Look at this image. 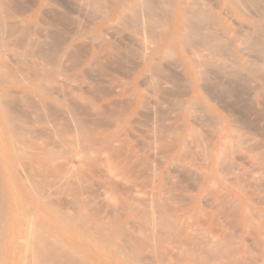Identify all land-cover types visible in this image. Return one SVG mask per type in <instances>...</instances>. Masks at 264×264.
I'll return each instance as SVG.
<instances>
[{"label": "bare ground", "instance_id": "1", "mask_svg": "<svg viewBox=\"0 0 264 264\" xmlns=\"http://www.w3.org/2000/svg\"><path fill=\"white\" fill-rule=\"evenodd\" d=\"M20 1L22 0H0V34L8 35V33L14 27L17 28V26H23L24 28V26L26 27L27 24H32V23H33V26L35 27L34 29L35 31L36 27L38 26L42 28L39 24H37V21H40V23H45L47 25H51L50 23L52 22V24L55 23L54 25L57 26L59 25L58 23H60L61 20L63 23L65 22L63 21V19L67 21L65 17L69 16V14L71 13L79 14L85 17V19L90 16L89 15L90 13H93L92 16L94 17L95 20L91 19L90 21V17H91L90 16L88 20L89 23L87 22V24L83 26V28L80 26L81 24L79 25L76 24L73 27H71L72 29H66L68 30L67 32H69L70 30V34L68 35L67 39H65L64 37V39L66 40V43L64 44V46L62 47L60 51L56 52L57 53L56 55H54L55 54L54 50H53L54 51L53 53L49 50L51 48L49 47V44H48L49 48L47 47L48 49L45 47L47 46V43H49L48 41H51V38H49L48 41L45 39L47 43L43 44L42 46V41L44 39L41 41V43L39 42L41 38H43L42 35L41 37H34L33 39H32V36L29 35L31 38L30 39L28 38V40L31 41L32 39L29 45L32 47L33 50L39 47H42L39 49V51L38 50L33 51L35 53L37 52L38 55L37 54L35 55L34 53V56L35 58L38 56L37 57L38 59L37 61H34L36 59L33 58L34 60L32 61L36 63L38 62L39 58L41 60L49 59L52 63L55 62L54 66H56V68L50 65L49 60L46 61L47 62V65L45 64L46 66H43L45 62L43 63V65H38V63L32 64L31 63L32 61H30L29 63L32 64L31 66L26 67L25 65H22L23 64L22 62L21 64L22 67H18L20 64L18 65L16 63H20L21 61L16 62L15 61L16 57H14L15 55L8 54L10 51L7 52L5 50L7 54L3 52V50L6 48L5 44L7 42L4 44V42L2 41L3 36H2V39H0V144H1V147L2 146L5 147L4 151H1V147H0V264H142V262H140L142 260H139V254L140 252H142L144 248H147L148 251L149 249L152 250V254L154 252H156L155 254L157 253L161 254L162 257L164 258L165 256L163 255L165 254V252L166 254L168 252L166 250V247L167 248L169 247L168 244H169V241H171L170 239H174L172 237H175V235L178 236L181 233V235L188 238L189 234L186 233L185 229H187V220L191 218L193 214V213H190L191 210H193V212L194 210L195 211H205L206 210L205 208L207 209L210 208L209 209L210 211L208 212L206 216H208V218L210 219L213 218L211 221L213 220L222 221L220 220L221 218L220 210H222L221 206L224 205V204L221 205L222 199H225L223 198V194H225L226 191H229L231 189V186L233 185V183L235 184L236 179L235 177L233 179H231V177L230 179H228V174L227 176H225L223 170H220L221 169L220 166H222V165H219L221 162L220 154L224 146H226L228 143L229 145H231L230 142L235 141L234 136H235V133H237L238 131L235 130L234 128L235 126L234 124H232L235 120L232 118L234 120L233 121L231 118H228L227 116H223L224 114H222L216 106H211V107L208 106V109H204V107H201L200 104H198V106H200L203 109L201 110L200 108L201 112H197L198 109L197 110L195 109L196 112L191 111L193 109V107L191 106L192 104L196 102V100H199L202 92L205 93L206 96L210 94L208 93L209 90H208V87H206L207 84L205 83L206 82L205 79L208 80V77L205 78L206 75L208 76L211 75L213 79H216L217 81L221 80L223 82L222 84H221V81L220 83L219 82L214 83L216 84L214 85L216 86V88L215 87L214 88L217 91L219 90L217 89L218 88L217 86L221 87L222 85H224L225 81H226L225 83L227 84V81L229 82L232 79L235 80L238 77V76L237 77L235 76L236 72L238 71L235 70L236 71L235 72V71L230 70V69L233 70V68H228V69L229 71H231V74L235 73L234 78L233 77L229 78L230 76L227 75L226 73L223 75H217L216 73L222 74L224 67H226V65L230 67L229 64H226L225 66H220V64L217 62H220V60H222L221 58L225 59V56L227 57L229 55V53L225 51H227L228 46H234V42L236 39H234L232 32L236 30L239 25L243 27L241 29L243 33L241 31L240 32L244 35H247L246 36L247 39L249 40L251 39L250 40L251 42L248 40L250 45L254 43H258V44L262 43L263 48H264V0H32V2L31 0L30 1L28 0L29 2H31L30 4L31 6L28 4L27 1L26 2L24 1L25 3L24 2L20 3ZM26 3H27V6L24 5ZM109 3H110V8L108 10L107 7H109L108 5ZM16 4L17 6H19L20 4H23L28 11L30 10V12H28V15L24 14L25 13L24 11L26 10L24 9L25 7L23 8V6L20 5L19 7L23 8L24 11L22 10L23 13L21 12L22 13L21 16L16 17L15 15L17 13L16 10L20 9L16 7V10H14L16 11V13L12 11V9L16 6ZM54 5L59 7L58 9L60 10V12L55 8ZM101 10H103V15L100 14L99 16H97L98 13H100L99 11ZM87 15L89 16L87 17ZM75 16L72 15V18H75ZM77 16L76 18L79 19L78 21H81L82 19L79 18L81 16L79 17ZM70 18L71 16L69 17V19ZM58 20L60 21L57 23ZM83 21H84L83 23L85 24V20ZM63 23H61L60 26ZM236 25L238 26L235 29H233L234 26ZM60 26H58L59 31L62 34L64 33L66 34L67 33L66 30L65 32L61 31L62 26L61 27ZM64 26L65 28H69L63 24V30L65 29ZM28 28H29L28 31H32L31 30L32 28H30V26ZM6 29L10 31L7 30L8 31L7 33L5 31ZM3 30L6 33H1V31L3 32ZM52 31L53 30L51 29L50 33H52ZM14 32H15L14 34H16L19 32V30L18 32L16 31ZM240 32H237L236 34L239 35ZM23 33H25V30L23 31ZM26 33H29V32L26 31ZM57 33H58V29H57ZM53 34L52 36L55 37L56 39L62 38V35L61 37L57 38L56 37L57 35L55 36V34L54 35ZM20 35H23V36H20ZM20 35H18L19 38L25 37V35L22 33H20ZM52 36H49V37H52ZM240 36L244 37L241 34ZM18 37L16 35V39ZM25 38H22V42H24ZM16 39H14L15 45L17 44ZM64 39L62 38V42H64ZM11 40H9V42ZM240 40L242 39L240 38ZM17 41L19 42V39ZM239 42H240V45H239L240 47L242 45V42L244 41L242 42L239 41ZM245 42H247V40ZM249 44H246V46L247 45L249 46ZM258 44H255V45L257 46ZM15 45L13 44V46L16 48L17 46ZM26 46H28L27 43H26ZM259 46L260 45H258V47ZM59 47L60 45L59 46L56 45L55 48H59ZM9 48H6V49H9ZM17 48H20V47H17ZM242 48H240L239 51L238 49L235 50V61L231 60L233 61L231 63L235 64L236 69L237 68H239V70L244 69V70H248L250 74L254 73V74H257L258 76L260 75L262 84L260 83L259 86L257 84L256 86L258 87H253L255 85V82H252L254 84L252 86L250 82L251 79L247 77L248 80H250L249 81L250 83L248 82L250 86L249 88L251 87L254 88V89L252 88L253 91L251 92L253 93V96L251 97L252 101H250L249 99L248 100L252 104V106L250 107L256 108V110L252 108V112L253 110L257 112V109L264 110V101H262L261 99L262 97H264L263 95L264 93L262 94L263 96L260 94L264 90V57H262L261 59L259 58L264 55L260 53L258 56L259 59L254 58V56L257 57L256 55L258 54L261 47L257 49L254 47L255 50L253 52L255 53L256 50L258 51L256 52L257 53L256 55L255 54L252 55L249 53V52L252 53V51H250L251 49L249 50L245 47L247 50H249L246 52V50H244L245 48L244 49ZM42 49L46 50L47 52L49 51L48 55L49 53H51L50 54L51 56L49 55L51 58H49L48 56L45 57L44 55L45 53L47 54V52L42 53L43 51ZM18 50L14 49L15 52H17ZM27 51L28 50L26 49L25 53L23 52L24 58L27 57V56L25 57V54ZM260 52H263L262 48ZM71 53H75V54L77 53L78 55L82 54L83 57H81L80 60H77V63L78 61L79 63L82 61L86 67L91 66L94 63L97 64V62H100V61H101L100 62L101 65H103L105 62H112V64L109 63L110 67L112 68H113V65L115 64L119 65V66L115 65V70L113 68V70L116 71L117 67L122 68V66H126V65H127L126 68L128 69L129 65H128V62L126 64L125 61L127 60L125 59H128V58L131 59V60L128 59V61H130L131 63L132 58H133L134 62H132L133 64L129 63L132 66V68L130 66L131 68V69L129 68L130 70L125 71V72L121 70L123 74L122 73L120 74V78H115L114 80L107 82L109 83L110 88H109V92L106 94H103V91L106 88H104L103 86L102 88H104V90L99 88L101 86V83L99 81L97 82L98 77L94 78L93 80H95L97 83H100V86L97 87L99 88L98 91L99 90H103V91H100L102 92V94L100 93L101 95L100 97L97 98L96 96L99 93L95 95L96 96L95 98L97 99H95L96 100L95 103L91 105L88 104L89 101L87 97L89 96L93 97L92 94L94 92L89 93L88 89L87 90L85 89L89 94H86L87 92L84 91L85 95L82 96L83 95L82 93L81 95V94H78V91H76V89L79 90L82 87V85L80 84L81 86L80 85L75 86L76 89L74 90L77 92L76 95H78L82 99L86 97L85 102L86 100L88 101L87 106H90L89 110L91 111L94 110V112L100 110V112H102L101 109L108 110L112 108V110L115 111L116 117L114 119V123H113V120L112 121L106 120L107 124L108 122L109 124L110 122L113 123L111 124L112 126L108 125L111 128L110 127L100 128L103 124L106 123L105 122L106 117L104 118V121H103L104 123L102 124L98 123L101 126L93 130H92V127L99 126V125H95L97 124L95 123L96 121L95 122L93 121L94 123L93 122L91 123V124H94V126H91V130L89 129L90 125L88 126L86 125L87 122L90 123L89 119L87 121V119L85 120L80 115L82 119L86 121L85 123L83 120L79 118V115H78V118L74 117L75 120L73 121L72 120L73 116L74 115L77 116V112L84 109L82 108V103H81L82 101H84V99L83 100L81 99L79 101L80 102L79 105H78V102L76 103L78 106L75 103L74 104L75 106H77L78 109L81 104L80 108L82 109L78 110L76 108L78 111L75 109L76 114L74 113L75 112L74 111L73 116L71 115L72 119L70 118V116H68L70 119H67V120H69V123L73 125L71 128V125H69L67 121L66 124H68V127L70 126L68 128L69 133L65 135L64 137H61L59 140H56L58 142L59 148L58 149L56 147L54 148V146L53 148H48L49 146L48 141H51L49 140L50 138L49 136H48L49 138L46 136L47 137L46 139H48L47 141L45 140L46 142H44V139H42V142H44L45 144H48L47 146L41 145L43 143L41 142L40 137H39L40 138L39 140L34 139V137L35 138L37 137L38 139V136H39L38 134L42 130V127L41 129L38 128L39 129L38 132L36 130V134L38 136H34L35 130H33L34 131L33 133L29 129H23V128L17 129L18 127L16 126H15L16 128H14V124L17 122V119L18 120L20 119L19 114L21 115L23 114V113L18 112L19 110L17 106H19V104L17 103H19V99L21 97L23 98L24 96L25 97L29 96L30 98V96H32L31 97L32 101H34V99L37 98V100L40 103L41 102L44 104L46 103L45 104V107H46L50 102L56 103L58 101V99L56 98L57 95L60 97L64 96L63 94H61L62 96L60 94H57L56 96L54 95L58 91L62 93L63 90L65 89H63V86L59 84L58 81H54V79H52L51 77L52 75H50L49 70L52 67L54 71L51 68L52 69V71L50 70L51 74L52 72L55 73V69H57L58 71L60 70L58 69L60 65L61 67L59 68H61V70L65 68L67 69L68 65L67 66L65 65V68H62L64 66L63 63L66 61L70 62V60L72 62L74 61L76 62L75 59L78 56L77 54H76L77 56L73 54V57L75 56L76 58L74 59L69 58L70 60H65L67 59V57L70 56ZM39 54H41L42 55L41 57H44V58L39 57L40 56ZM52 54L55 57H53ZM22 55H20L21 56L20 58L23 57ZM80 56L81 55H79L78 58H80ZM28 57L31 58V56L29 55V52H28ZM231 57L232 56H230V59ZM120 61L122 62L124 61L123 62L124 65L122 63L119 64L118 62ZM68 62L67 64H70ZM26 63H28L27 59H25L24 64ZM48 63H49L50 68L47 67ZM216 63L217 65H219L218 66L219 68L223 67L222 71L220 70V72H218L219 71L218 67L216 68L214 67ZM39 64H42V62ZM121 64L122 66H120ZM73 65L75 67L76 64H73ZM109 65H108V68H109ZM212 65H213V68L211 69L212 70L214 69L213 72H211V69H210V66ZM24 66L27 68L28 71H21L25 69L23 68ZM232 67H234V65H232ZM71 68L72 67H70V69ZM100 68L102 69L101 66ZM66 69L65 71H67ZM97 69H98V73H97L98 76L104 75L103 77L106 78L105 77L106 75L103 74L102 72L99 74V70H100L99 67L93 70L96 71ZM106 69L107 67H105L104 73H106ZM109 69L111 72L112 71L111 68ZM109 69L107 70V72L109 71ZM216 69H217V72H216ZM228 69L226 68L225 70H228ZM117 70L120 71L119 68ZM110 72L108 73L109 74L108 76L113 79L112 77L113 75L110 76L111 75ZM240 72L242 71L240 70ZM59 73L60 71L58 72L59 79H61L60 76L66 79L69 76L68 75L66 77L67 74L65 75L64 74L65 72H62V75H60ZM95 73L93 74L94 76H95ZM85 75L90 77L92 75V71L91 70L89 72L87 71ZM241 77H243V75H241ZM58 78L56 80H59ZM76 78L78 79L79 77L76 76ZM51 79L53 80V84L55 82L56 85L54 84L49 87L48 86L50 85L49 83L47 87L44 82L48 83L50 82ZM169 79H172V80L181 79L183 83L182 85H184L183 87L185 89L183 90L184 93H181L180 91H179L180 94L178 93V96L181 95L180 96L181 102L179 105L181 108L179 109V112H178L179 114H176L177 117L173 116L174 114L173 115L171 114L173 112L172 110H175L176 108L175 109L171 108V111H170L171 106L170 107L168 106L169 105L168 97L169 96L171 97V95L174 93L171 91L172 89L175 92L177 91L175 89L179 83L175 84L176 85L175 87V85L173 84L174 81L171 82L175 88L171 87L172 89H170L168 85V83L170 82ZM62 80H65V79H61V81ZM78 80H75V81H78ZM99 80L102 81V79H99ZM108 80L109 79H107L106 81ZM202 80L203 81L205 80V82H203ZM72 81L70 82V85ZM75 81H73V86L76 83ZM79 81L76 84H78ZM95 81H92L93 84L91 83V86L95 85L94 84ZM235 81L237 82V80ZM235 81H231V82L234 83ZM89 82H91V80ZM231 82H229V84ZM203 83H205L206 85H204ZM87 84L86 85L83 84V86L85 87L87 86ZM226 84L223 87H226L227 85H229V84L227 85ZM63 85L66 86V84L64 83ZM243 85H246V84H243ZM91 86L90 88L93 87ZM86 88H89V87H86ZM69 89H71V87L67 88L68 91ZM177 89H179V87H177ZM74 90L73 91L70 90V92H73L74 96L78 98V96L75 95L76 92ZM169 90L172 94L168 93ZM66 91H64L63 93H65ZM95 92H97V90H95ZM67 93L68 92H66L65 94ZM73 93H71L72 96H73ZM227 93L229 92L227 91ZM247 93H248V90L246 94ZM14 94L16 96L18 95V97L20 96L21 97L17 99V97H15ZM247 95L249 96V93ZM247 95L246 96L244 95V96L248 97ZM209 96L211 97L212 95H209ZM209 96L207 97L208 102L213 103ZM25 97L23 99L21 98L23 103H25L24 102ZM173 97H175L174 94H173ZM15 98L18 101L17 103H15L16 101ZM31 98H30V101H31ZM77 98H75V102L80 99V98L79 99ZM175 98H178V97L176 96ZM37 100L35 101L37 102ZM72 100H70V104L74 102L73 98ZM177 100H179V98ZM239 100L241 101V99ZM27 101L30 103L29 99ZM65 101L67 102V100ZM65 101L61 102L60 104L64 106L63 103H65ZM244 102H246L244 104H247V101H244ZM33 103L35 104V102H31V104ZM197 103H195L194 105L195 108H196ZM25 104L23 105L26 107L28 103L26 105ZM70 104H69V107L72 105ZM39 105L37 107L35 105L34 106L32 105V106L35 108H38ZM85 105L86 103L83 105V107ZM247 105H245V107L247 109H250ZM27 107H29V105ZM47 108H49V106H47L46 109ZM51 108H54V107L50 105V109ZM56 108L57 107H55L54 109ZM40 109H41L40 111L42 113V116L38 115V113H36L38 116L37 115L32 116L31 114L33 113H30L29 115L26 109L24 110V115L27 116L26 114H28V116H31L30 118L34 116L38 117V120L35 117H34L36 119V120L34 119L35 121L33 120V118L30 120H33L34 123L36 121H38L39 123V119H40L39 117L43 118V114H45V108L44 110H42L43 109L42 107ZM36 110H34V112ZM70 110L68 111L70 112ZM85 110H87V107L86 109H84V112ZM17 112L19 114H17ZM25 112L27 113L25 114ZM46 112L49 114L48 110ZM211 112L213 114L216 113L214 115V118L215 116H217V119L210 118ZM244 112H247V111L245 110ZM249 112L250 113L247 115L248 117L251 114V110H249ZM256 112H254V114L258 115V112L257 113ZM261 112L264 113V111H261ZM174 113H177V112L174 111ZM97 114L100 115L99 113ZM102 114L100 116H102ZM260 114L261 113H259V115ZM105 115L106 116L108 115V117H110L109 113ZM259 115L256 117H259ZM242 116L244 117V115ZM56 117L55 116L53 118L48 117V120H46L47 118L46 119L43 118L44 120L42 121L43 123L45 122L47 123L50 119L49 122L51 123V119H54ZM108 117L106 119H108ZM26 119L27 118L25 117L23 120L24 122L28 123L29 118L27 120ZM254 119L253 118L250 119L249 122L251 120L253 121ZM56 120H58L62 126L63 123L61 122V119H56ZM95 120H98V119H95ZM210 120L214 121L215 124ZM215 120H217V122L220 120V122H218V126H220V128L218 129L217 132L215 131L216 133L213 132V134H211L212 132L211 127L209 128L210 131L207 132L208 127L207 129H205L206 128L205 124H209L210 122H212L214 125H216L217 123ZM58 121H57L58 126L61 127ZM256 121L258 122V120ZM254 123L256 122L254 121ZM66 124L65 125L63 124V125L66 126ZM49 125H53V124H49ZM53 126L55 127V131H56L58 126H55V125ZM244 126L245 125H243V127ZM261 126L263 125L261 124ZM46 129H47V132L44 130L43 131L46 133H49L48 127ZM58 130L61 131L63 129L61 130L58 129ZM43 131H41V133L45 135ZM204 131L206 132L205 135L207 133H210L209 135H211V137L209 136L210 142L207 146H205L206 142L202 139ZM58 132L56 133L57 134L56 137H58V135L60 136L61 134L60 132H59L60 134ZM243 133L244 131H242V134ZM56 134H53L52 136ZM47 135H50V134H47ZM35 141L37 142L40 141L39 142L40 145L37 144ZM202 141H204V144H202L203 143ZM239 141L240 142L242 141L243 144L248 143V141L246 143V142H243V140L241 139ZM54 144H56L57 146V143H55V141H54ZM121 146L125 147V152H124V147L122 148ZM250 146L252 145L250 144ZM253 146L251 147V149H253ZM262 146H263V149L260 148V150L262 149V151L264 152V145ZM119 148L123 150L124 156L122 155V151H120ZM242 148L248 151L247 150L248 148H245V146L241 147L240 149ZM233 149L234 148H232V150ZM254 150L255 149L251 151L253 152ZM235 151H236L235 149L233 150L234 153L231 151L233 155L231 153L230 154L234 156ZM259 151L257 153L258 155L261 154L259 153ZM119 152H121L122 157L120 156ZM239 154H236V157ZM97 155L104 156L102 159V161H104L103 162L104 164L103 163L102 164L103 165L106 164L105 166L106 168H104V170L106 169V173H107L105 177L104 175H102V177H104L100 185L102 189L99 187L101 189V192L99 190V192L101 193L99 195H101L100 197L104 201H106V203L104 204L105 205L104 213L101 212L100 209H97L102 214L99 212L96 213L95 210H94L95 211L94 213L93 208L92 209L90 208L91 203L96 204L95 199H93L94 198L93 194L95 193L91 192L93 193L92 194L93 196L90 195V198L92 197V199L87 200V201L81 199L79 196L80 195L79 192H81L80 188L82 187V185H80L81 180H84L83 178L86 176V173L84 174L85 175L84 177L82 176L83 174L80 175L81 173L84 172V171L82 172L81 168L88 169L90 166V163L92 164L94 160H96L95 156ZM223 156L224 158L226 157L225 153ZM241 156L244 157L242 154ZM123 157L125 159H123ZM160 157H162L163 161L160 160L161 159ZM195 157L198 158L199 162L195 165V168L193 169L194 166L192 164L191 165L193 167L189 166L190 164L188 162L192 158L196 160ZM66 158H68L69 161L66 160V162H64V159ZM239 158L241 159V161L243 160L245 162V157L244 159H242L239 155ZM258 159L261 160L260 158ZM258 159L256 156H253V155L248 158V160L252 164L255 161H258ZM262 159H264V157H262ZM125 160L129 161L131 163V164L129 163L130 164L129 166H132V167H133L134 161H135L134 166L136 165V162H139L141 164L142 163L144 164L147 162L155 163L157 160L159 162H162L159 165L157 164V167H155L156 164L152 163V165H154V168L153 166L151 167V164L149 163L150 167L153 168L152 169L153 171L150 169L152 171V179L150 180L151 184L147 183L148 186L147 185L146 186L147 187L151 186V188L149 191L143 190L142 193L144 194V191H145L146 192L145 195L140 196L141 191L139 193V191H137L138 189L135 188V185H139L138 182L135 183L134 187L131 186V183L133 182V180L135 181L136 179L135 178L136 174L134 176L135 171L133 172V170L131 171V175H133V180L131 179V183L128 186L127 184L128 178H126L125 176L127 174V171H129L130 169L128 168V170L126 171L127 167L124 166V163L123 164L121 163L122 161L126 162ZM159 162H156V163H159ZM227 162L228 161H224V162L222 161L221 163H223L224 165V163L228 164ZM232 162H229V165H232ZM246 162L248 163V161ZM262 162L263 160H261L259 166L261 165ZM95 163H97V160ZM95 163L93 164L94 165L99 164V163L97 164ZM190 163L192 162L190 161ZM93 164L92 166L95 168ZM143 164H142V167L145 168L146 165L144 167ZM252 164L248 163V165H252ZM100 167L98 168L100 169ZM189 167H192L191 170L193 169L192 170L193 172L190 170ZM255 167L257 166H254V168ZM147 168L149 169V165ZM102 169L103 168H101L100 170L102 171ZM222 169H224L223 166H222ZM94 171L97 175L96 169ZM140 171H142V169ZM190 171L193 174V176L194 175L198 176L199 179L197 180H199V182L197 181L198 183L196 182L197 184L194 187H192L193 188L192 192L195 191L194 194L187 196V200L184 203H186L187 201L188 202L187 204L183 205L186 207L183 208L179 206L178 208L177 207L178 205H176V202H175L176 199L174 200L173 199L174 197L171 196V194L173 193L170 190L171 187L167 189L168 187L167 185L172 183V181H170L169 178L171 177L173 173L179 174L176 172H183V173L185 172L186 174V173H190ZM227 171H229V169ZM148 172L149 171H147L146 177L150 176V172L149 173ZM95 173H93L92 175H94ZM100 173L101 172L99 171V174ZM235 173L234 175H236ZM103 174H105V172H103ZM102 177H98V178H102ZM119 178H120V181H118ZM129 178H131V176ZM142 180L146 181V178L144 177L142 178ZM121 182L123 184H125L126 182L127 186L126 184L122 185ZM82 184L84 183L82 182ZM207 191L210 193V195H208L210 196L208 200L203 199L204 195L207 196V194H209ZM66 192L69 193V195L67 193L68 198L67 196L63 194L64 196L63 199L65 201L63 200L64 202H62L61 201L62 198L60 199L59 196L62 195V193H66ZM205 192L207 193L205 194ZM226 195H227V192H226ZM69 196H71V199H69L70 198ZM204 198L206 197L204 196ZM110 199L115 201L114 204L118 203L117 204L119 206L118 209L112 206L114 207V209H117V210H113L111 209V206L109 207L107 206V203L108 201H110ZM185 199L186 197L183 199V201ZM112 200L111 202H109V204L112 203ZM178 204L180 205V202ZM117 205L115 204V206ZM177 208L181 210H178ZM211 208H213L214 210L213 209L211 210ZM216 210L220 212H217ZM247 211H246L247 214L248 213L250 214V210L247 209ZM198 217L196 215V219ZM222 217L223 219L225 218L223 215ZM249 217H253V216L250 214L248 218H246V219H249L248 220L249 222L253 221L254 224L252 225H255L259 222L258 220V222L255 223L256 220L255 221L254 219L251 220ZM242 218L240 219V221H242ZM253 218H257V217H253ZM192 219L193 217L191 218V221L190 220L188 221L194 227L192 223ZM205 220H207L206 217H205ZM236 221H234V223L236 222L238 224V217ZM202 222H203L202 224H205L204 221ZM199 224L201 226V223H198V225ZM237 224H234L235 231L233 230L234 232L233 234H235L236 232ZM260 225L262 226L263 224L261 223ZM260 225H256V226H259V228L262 229L263 227H260ZM211 226L212 225H210L209 227ZM217 226L218 225L216 224L215 229L218 228ZM205 228H202L201 231L206 232L204 231ZM193 229L194 230L196 229L195 231L197 233L200 232V230L197 227ZM212 229L210 230L211 232H212ZM230 229H233V228H230ZM145 230H147L148 232ZM217 230L216 231L214 230L215 232H212L211 235H213V233L217 234L216 233ZM143 231H145L147 234L144 233ZM192 231L193 230H190V232ZM195 231H194V235L197 234V233L195 234ZM249 231L250 232H247V233L253 232V230H249ZM223 232L227 233V231H223ZM142 233L143 235L144 234H146V236L148 235V237H142ZM233 234L231 232V235ZM236 234H235L236 237H234L235 239L233 238V236L235 235L231 236L232 239H229L230 241L232 240L231 242H234L236 240L238 233L236 232ZM197 235L202 236V233H199ZM211 235L209 238H211ZM255 236L256 235L253 236L254 239H255ZM183 238L181 240H179L180 238H178V240L179 241L185 240V242L183 243H187L186 242L187 240ZM199 238L203 241V237L202 238L199 237ZM215 238L212 237L211 239H208V241L206 242V245L210 244V246L206 247L208 248L207 249L208 253L213 252L214 254L215 250L212 251V249H210L209 251V247L214 246L213 249H215L216 245L211 246L213 242H216L214 241ZM228 238H230V236L228 237V234H227V238L226 237L222 238L224 239V241L222 239L220 240V242L222 241L221 244L223 245L227 244L226 242ZM175 240H176V237H175ZM201 240H199V242H201ZM196 241L198 240H195V242ZM256 241H258V239ZM174 242L171 241L172 245ZM218 243L219 242L216 243L218 246V247L216 246V248H218L219 250V245L221 246V248H222V245ZM249 243L245 241L246 245ZM176 244L178 245V243ZM198 244L197 245L200 246L201 248L203 247L202 252H204V247L206 245L203 246L204 245L203 243H202V246L200 245V243ZM260 244H259V247H262L260 246ZM169 245L171 246V244ZM177 245H175L176 247L173 246V248L175 247L176 248L175 250L179 251L180 250L179 246L181 245H178V246ZM186 245H185V248L186 250L189 251L190 249L189 248L187 249ZM191 245L188 246V247H191L190 253L191 251H196L192 249ZM248 246L250 247V245ZM193 248L195 249L196 246L193 245ZM228 248L230 247L228 246ZM169 249H172V248L170 247L168 248V250ZM226 249H221L222 252L220 250L222 255L226 253V251L228 250L231 252L232 255H234L233 251H231L230 249H227V250ZM248 249L250 250V248ZM197 250L199 251L200 248H198ZM171 251L172 250H170L169 252L172 255V252L174 251V249L172 252ZM181 251H184V250H181ZM175 252L176 251H174L173 253ZM235 252H236V255H238V247L236 248ZM262 252H263V257H264V248H263V251L261 249V253ZM178 253L179 252H176L175 254L177 256H181ZM146 254H149L150 257L148 258H151L152 255L150 251L149 253H146ZM175 254L173 256H175ZM228 254L230 253L228 252L227 255ZM171 255L170 257L168 256L169 258L168 257L167 258L170 259ZM202 255L205 256V252L201 254L200 256L201 258L198 257L199 259L196 257H194L195 259H192V255H187L184 258L175 256L174 258L177 257L176 258L177 260L178 258H182L181 263L183 262V264H195L193 260L198 259L196 260V262L199 261L197 263L200 264L203 260L202 258H204V256L202 257ZM173 256H172V259L170 260L168 259L166 260L164 259V260L165 261L174 260ZM223 257H225V255ZM232 257L230 256L231 262H232ZM247 257L248 256H246V258ZM219 258L222 259L221 257ZM244 258H245V255H244ZM246 258L245 260L248 263V260L250 259L247 260ZM208 259L210 261V258ZM211 259L213 261L214 258H211ZM216 259L217 257H215L213 261L215 264H216ZM147 260H150V259H147ZM226 260L228 259L226 258ZM236 261L237 259H235L233 263ZM241 262L242 261L240 260L239 263ZM258 262L262 263V259L261 261H258ZM201 264H203V262ZM210 264L212 263L210 262ZM242 264H244V261L242 262Z\"/></svg>", "mask_w": 264, "mask_h": 264}, {"label": "rangeland", "instance_id": "2", "mask_svg": "<svg viewBox=\"0 0 264 264\" xmlns=\"http://www.w3.org/2000/svg\"><path fill=\"white\" fill-rule=\"evenodd\" d=\"M28 2V4L30 5L31 4V2H32V0H31V2H29L28 0H22V1H20V3L22 2ZM24 2V3H25ZM18 4H19V2H18ZM20 5H22L23 6V8L25 7V6H27V3L26 4H20ZM19 5V6H20ZM109 5V7H107L108 8V10H109V8H110V3L108 4ZM19 6H17V4H16V6L12 9V11H14V10H16V7H18V8H20V9H17L16 11H17V13H19V14H17L16 13V11H14L13 13L16 15V17H18V16H21L22 15V13H23V8H21V7H19ZM31 6V5H30ZM55 6V8L60 12V10L58 9L59 7L58 6H56V5H54ZM24 9H26V7L24 8ZM23 10V11H22ZM19 11V12H18ZM27 11V12H26ZM22 12V13H21ZM25 13L24 14H27L28 15V12H30V10L28 11L27 9L24 11ZM100 13H98V15L97 16H99L100 14H102L103 15V10H101V11H99ZM72 15L73 16H77V17H79V16H81V15H79V14H75V13H71V14H69V16H67V17H65L66 19H67V21H68V23H67V21L66 20H64L63 19V21H65L66 22V24H65V22L63 23L62 22V20L60 21V20H58L57 21V23L60 21V23H58L59 25H57V23H56V25L57 26H55L54 24H52V22L50 23L51 25H47V24H45V23H40V21H37V24H39L42 28H40L39 26L38 27H36V30L38 31H34V29H35V27L33 26V23L32 24H27L28 25V27L30 26V28H32L31 30L32 31H28L29 30V28L27 27V25H26V27L28 28H26L25 26H24V28H23V26H17V28L16 27H14L11 31L10 30H8V29H6L5 31L8 33V31H10L9 33H8V35L7 34H0V39H2V36H3V42H4V44H5V46H6V48H9V47H11V48H13V49H11V48H9V49H6L5 47V49L3 50V52H5L6 53V51L7 52H9L8 54L9 55H15L14 57H16L15 58V61L16 62H20V63H16V64H20L18 67H22L21 66V64H22V62H23V64L22 65H25L26 67H29V66H31L32 64H37L38 63V65H43V63H44V65L43 66H46L47 65V60H49V59H47V60H41L40 58H39V60H38V62H34V61H37V57L35 58V56H34V53L35 52H33L34 50L35 51H39V49L40 48H42V47H39V48H37V49H32V47L29 45L30 44V42L32 41V39L34 38V37H41V35L43 36V38H41V40H40V38H39V42L41 43V41H42V46H43V44H46L47 43V41L49 40V38H51V41H48L49 43H47V46H45L46 48L48 47V44H49V47H51L49 50L53 53L54 51V55H56L57 53L56 52H58V51H60L61 49H62V47L64 46V44L66 43V40L65 39H67V37H68V35L70 34V30H69V32H67L68 30H66V29H72L71 27H73L74 25H76V24H81L80 26L83 28V26H85L86 24H87V22H88V20H89V17H90V21H91V19H93V20H95L94 19V17L92 16L93 15V13H90L89 15H87V17L88 18H86L85 19V17H83V16H81V17H79V18H81L80 20L81 21H78L79 19H77L76 18V16H75V18H72ZM71 16V18L69 19V17ZM70 20V21H69ZM71 20H73V21H71ZM74 20H76V21H74ZM83 20H85V24L83 23L84 21ZM52 21V20H51ZM48 22V21H47ZM78 22H80V23H78ZM61 23H63L64 25H66L67 27H69V28H65V26H64V30H63V24L60 26V24ZM89 23V22H88ZM68 24V25H67ZM84 24V25H83ZM239 25V24H238ZM238 25H236V26H234V28L233 29H235ZM58 26H60L61 28H62V30H61V28H60V30L61 31H63V32H65V30H66V36L64 35V34H62L60 31H59V27ZM240 26V25H239ZM238 26V27H239ZM20 27V28H19ZM52 27V28H51ZM56 27H57V29H58V33H57V29H56ZM238 27H237V29L236 30H234L233 32H232V35H233V37H234V39H236L235 40V42H234V46H228V44H227V46H228V49H227V51H225V52H228L229 53V59H230V56H232L231 57V59H230V61H229V59L225 56V59L224 58H221L222 60H220V62H217V63H219L220 64V66H225L226 64H229L230 65V67H228L227 65H226V67H224V70L227 68H233V70L232 69H230L231 71H238V72H240V70L244 73H242V72H240V73H242V74H240V73H238V72H236V75H235V73H233V74H231V71H229V69L228 70H223L221 67L219 68L218 66L219 65H217V63H216V65H214V67L216 68V67H218V72H220V70L222 71L223 70V72H222V74H218V73H216L217 72V69H216V74L217 75H223V74H227V75H229L228 77L229 78H231V77H233L234 78V75L237 77L235 80H237V82L234 80V79H232V80H230L229 82H231V81H235L234 83H230L229 84V82L227 81V84H229L230 85V87H229V85H227L225 82H224V85L226 84L227 86L226 87H223L224 85H222L221 87H222V89H221V87H219V86H217L218 88L217 89H219L218 91L215 89L216 88V86H214V85H216V84H214V83H217V82H219L220 83V81H217L216 79H213L212 77H211V75L210 76H208V75H206V77L205 78H207L208 77V80L207 79H205L206 80V82H205V80L203 81V82H205L206 84H207V86L206 87H208V90L210 91H208V93H210L209 95H212L211 97L209 96V95H207L206 96V94L205 93H203L202 92V94H201V96H200V98H199V100H196V102L195 103H197V105H196V108H195V103L194 104H192V106L191 107H193V109L191 110V111H193V112H196L195 111V109L197 110L198 109V111L197 112H201V110H203L201 107H204V109H208V106L209 107H211V106H216L217 108H218V110L222 113V114H224L223 116H227L228 118H233L232 120L234 121L232 124H234V128H235V130L236 131H238L237 133L239 134H237V133H235V136H234V140L235 141H233V142H230V144L231 145H229V143L226 145V146H224L223 148H222V150H221V154H220V159H221V162L223 161H228L227 163L228 164H226V163H224V165L226 166V168H225V166L223 165V163H221L220 162V164L219 165H222L223 167H224V169H222V166H220L221 167V169L220 170H223V172H224V175L225 176H227V174H228V179H230V177H231V179H233L234 177H235V184L233 183V185L231 186V189L229 190V191H226L227 192V195H226V192H225V194H223V198H225V199H222V202H221V205H223V206H221L222 208V210H220L221 211V214H220V216H221V218H220V220H222V221H216V220H213V221H211L212 219H210V218H208V216H206L207 214H208V212L210 211L209 209H207V208H205L206 210L205 211H195L194 210V212H193V210H191L190 211V213H193L192 214V217H193V219H192V223H193V225H194V227L190 224V222L188 221V220H190L191 221V218H189L188 220H187V229H185V231H186V233L187 234H189V236H188V238L187 237H185V236H183V235H181V233H180V235H175V237H176V240H175V237H172V238H174V239H170L172 242H174V240H175V244L173 243V245H172V243H171V241H169V244H171V246L168 244V248H172V249H169L168 250V248L166 247V250L168 251L167 252V254H166V250L164 251L165 252V254L163 255V256H165L164 258L162 257V255L161 254H155L156 252H154L153 254H152V250H150L149 249V251H150V253H151V255L154 257H152L151 256V258H148V257H150V255L149 254H146V253H149V251L147 250V248H144L143 250H142V252H140V254H139V260H142V261H140V262H142V264H144V263H146V264H152V262H153V264H183V262L181 263V259L182 258H184L185 256H187V255H192V259H195L194 257H196V258H198V257H200L201 256V254L202 253H204L205 252V256L204 255H202V257L204 256V258H202L203 260H202V262H203V264H204V262H205V264H210V262L212 263V264H215L213 261H214V259H215V257H217V259H216V264H226L227 262V264H242V262L244 261V264H262V263H264V257H263V252L261 253V249H262V251H263V248H264V159H262V157H264V152L262 151V149H263V146L262 145H264V113H262L261 111H264V110H258L257 109V112H258V115H259V113H261V114H263V115H259V117H256V116H258L257 114H254V112H256V111H254V110H256V108H253L254 110H253V112H252V108L250 107V106H252V104L250 103V101H252L251 100V97L253 96V93H251L252 91H253V87H258L259 86V84L261 83V78H260V75L258 76L257 74H250V72L248 71V70H244V69H240L239 70V68H237L236 69V66H235V64L234 63H231V62H233V61H235V50L236 49H238V51L240 50V48H242V49H244L245 47L247 48V49H251L250 51H252V53L251 52H249L250 54H252V55H256L257 53L256 52H258L257 50H256V52L254 53L253 51L255 50L254 49V47L257 49V48H259V47H261L262 48V51L264 52V48H263V44L262 43H254V44H249V42H248V40L249 39H247L246 38V36L247 35H244V34H242L243 33V31L241 30L243 27H239V29H238ZM16 28V29H15ZM38 28V29H37ZM23 29V30H22ZM51 29L55 32H53L52 31V33H50L51 32ZM8 30V31H7ZM18 30H19V32H18ZM25 30V33H23V31ZM42 30V31H41ZM4 30H3V32L1 31V33H6ZM14 31H16V32H18V33H16V34H14L15 32ZM22 31V32H21ZM26 31L27 32H29V33H26ZM49 33H48V32ZM242 33H241V32ZM31 32V33H30ZM37 32V33H36ZM237 32H240V34L241 35H243L244 37H242V36H240V34L239 35H237L236 33ZM13 33V34H12ZM20 33H22V34H24L25 35V37L26 36H28V37H22V38H25L24 39V42H22V38H19L18 37V35H20ZM55 34V36L58 38V37H61V35H62V38L64 39V37H65V39H64V42H62V38L60 39H56L55 37H53L52 36V34ZM53 34V35H54ZM235 34V35H234ZM16 35H17V39H16ZM32 36V39H31V41L30 40H28V38L30 39L31 37L30 36ZM6 36V37H5ZM8 36V37H7ZM20 36H23V35H20ZM49 36H52V37H49ZM240 36V37H239ZM5 37V38H4ZM12 37V38H11ZM13 37H15V38H13ZM12 40H11V39ZM240 38L242 39V40H240ZM245 38V39H244ZM7 39H9V40H11L10 42H9V40H7ZM14 39H16V42H17V44L15 45V40ZM19 39V42L17 41ZM47 41H46V40ZM54 39H55V41H54ZM244 39V40H243ZM6 40V41H5ZM52 40H53V42H54V44H53V42H52ZM61 40V41H60ZM247 40V42H245ZM251 40V39H250ZM249 40V41H250ZM14 41V42H13ZM21 41V42H20ZM59 41V42H58ZM239 41H244V42H242V45L239 47V45H240V42ZM9 42V43H8ZM12 42V43H11ZM51 42H52V44H53V46H52V44H51ZM251 42V41H250ZM11 43V44H10ZM26 43H27V45L30 47H28V46H26ZM60 45V49L59 48H55L56 47V45L57 46H59L58 44ZM13 44L15 45V46H17V47H20V48H15L14 46H13ZM23 44V45H22ZM246 44H249V46L247 45L246 46ZM255 44H258V45H260L259 47H258V45L256 46ZM20 45V46H19ZM51 45V46H50ZM230 45V44H229ZM254 45V46H253ZM7 46H9V47H7ZM250 46H252V47H250ZM24 47V48H23ZM25 47H27V48H25ZM48 47V48H49ZM52 47H53V49H52ZM232 47H233V49H232ZM239 47V48H238ZM45 48V49H46ZM47 48V49H48ZM244 49V50H246V52L247 51H249V50H247V49ZM261 48H260V50H261ZM14 49H16V50H18L17 52H15L14 51ZM22 49V50H21ZM26 49L28 50L27 52H26V54H25V57L26 58H24V53H25V51H26ZM6 50V51H5ZM14 52H13V51ZM25 50V51H24ZM43 51H42V53H45V52H47L46 50H44V49H42ZM54 50V51H53ZM231 50V51H230ZM260 50H259V52H258V54L256 55L257 57H255L254 56V58H258V56H259V54L260 53H262V55H264V53L263 52H260ZM41 51V50H40ZM24 52V53H23ZM28 52H29V55L31 56V58L30 57H28ZM31 52V53H30ZM49 52V51H48ZM48 52H47V54L45 53V57L46 56H48L49 58H51L50 56V54L51 53H49V55H48ZM17 53V54H16ZM38 53H40V52H38ZM228 53H226V54H228ZM7 54V53H6ZM22 55L23 57L22 58H20L21 56L20 55ZM37 54V52L35 53V55ZM73 54L74 55H76L75 53H71L70 54V56L69 57H67V59H65V60H70V59H74V58H76L75 56L73 57ZM225 54V53H224ZM231 54V55H230ZM18 55H19V57H18ZM33 55V56H32ZM38 55V54H37ZM40 56L39 57H41L42 55L41 54H39ZM53 54H52V56L53 57H55ZM78 55V54H77ZM76 55V56H77ZM79 55H81L80 56V58H78V56ZM78 56H77V58L75 59L76 60V62L74 63V62H72L71 60H70V62H68V61H66V62H64L63 63V67L62 68H65V65L67 66L68 65V67H67V71H65V69H62L61 70V68H59V67H61V65L58 67V69H60L59 71H60V75H62V72H65L64 74L66 75V77H67V79L66 78H63L62 76H60V78L61 79H65V80H62L61 81V79H59L58 77V70L57 69H55V73H53L52 72V74H51V71H52V69L50 68V66H49V63H50V65L51 66H53V67H55L56 68V66H54V64H55V62L54 63H52L50 60H49V63H48V66L47 67H49L50 68V70H49V72H50V75H52L51 77H52V79H54V81H58L59 82V84H61L62 86H63V89H65V90H63V92L64 91H66L67 90V88H69V87H71V89H69V91L67 90L66 92H68L67 94H65V93H61V92H57V93H55L54 95L56 96L57 94H63L64 96H62V97H60V96H56V98L58 99V101L55 103V102H50L49 104L50 105H52V107H57L56 109H54V108H51L50 109V105L48 104L47 106H49V108H47L46 109V107H45V104L44 103H40L38 100H37V98H35L34 99V101H32V96H30V98H31V101H30V98H29V96H27V97H25V100L27 101L28 99H29V101H30V103L27 101H25L24 100V102L27 104L28 103V105H29V107H27L28 105H26L25 103H23V101H22V99L24 98H22L21 96V98L20 97H18V95L16 96L15 94H14V96L15 97H17V99H19V103H17L18 101H17V99H16V101H15V103H17V104H19V106H17V108H18V112L19 113H23L22 115H23V117H22V115L21 114H19L18 112H17V114H19V115H17V116H19V120L17 119V122L14 124V128H16V127H18L17 129H29L30 131H32L33 133H34V131L33 130H35V135L34 136H38V139H37V137L35 138L34 137V139H36V140H39L40 138H41V142H42V139H44V142H46L48 139H46L48 136L50 137H48L49 138V140H51V141H48V144H49V146H48V148H53V146H54V148L56 147L57 149L59 148V146H58V142L56 141V140H59L61 137H64L65 135H67L68 133H69V127H68V124H66L67 123V121H68V123H69V120H67V119H72V117H71V115L73 116V114L75 113L76 114V111H75V109L77 108V106L79 105V101L82 99V98H80L78 95H76L77 94V92L76 91H78V94H81L82 96H84L85 95V92L84 91H86L87 89H88V91H89V93L91 92H94L92 95H93V97H90L89 95H87V96H89V97H87V99H88V101H89V103H88V101L86 100V102H85V99H86V97H84L83 99H84V101H82L81 103H82V108H84V109H86V107H87V110H85V112H84V109H82V108H80L81 107V104H80V107H79V109L78 110H81V111H78L77 109V116H73V121L75 120V118L74 117H76V118H78V115H79V118L81 119V120H83L84 121V119L86 120L87 119V121H88V119L90 120V123L89 122H87V123H89V124H87L86 123V121H84L85 123H86V125L88 126V125H90V130H91V126H94V124H91L93 121L95 122V123H97V124H95V125H99V126H95V127H92V130L93 129H95V128H98V127H100L101 125L100 124H98V123H104L103 121H104V118L106 117H108V115L106 116L105 114H108L109 113V115H110V117H108V119H106L105 118V122H106V120L107 121H112L113 120V123H114V119H115V117H116V113H115V111L114 110H112V108H110V109H101V111L102 112H100V110H98V111H96V112H94V110H89L90 108V106H87L88 104L89 105H91V104H93V103H95V99H97L98 97H100L101 95H100V93L102 94V92H100V91H103L104 90V88H106L104 91H103V94H106V93H108L109 92V83H107V82H109V81H112V80H114L115 78H120V74L122 73L123 74V72H121V70H123L124 72L125 71H128V70H130L131 68H132V66L130 65L132 62H134V60H133V58H132V62L130 63V61H128V59H125V60H127V61H125L126 62V64H127V62H128V69L126 68L127 67V65L126 66H122V64L124 65V61L122 62V61H120V62H118L119 64L120 63H122L120 66H122V68H120V67H117L116 68V71H117V73H116V71H114L115 70V65H118V64H115V65H113V68H114V70H113V68L112 67H110V65H109V63L110 64H112V62H103L102 64L103 65H101V61L100 62H97V64L96 63H94V64H92L91 66H88V67H86L84 64H83V62L81 61L80 63H79V61H78V63H77V60H80L81 59V57H83L82 56V54H79ZM72 56V57H71ZM224 56V55H223ZM18 57V58H17ZM262 57H264V56H261V57H259L260 59L262 58ZM36 59V60H34V59ZM41 58H44V57H41ZM70 58V59H69ZM258 58V59H259ZM17 59V60H16ZM25 59H27V62L29 63L30 61H32V60H34V61H32L31 63L32 64H28V63H26V64H24L25 63ZM29 59V60H28ZM31 59V60H30ZM228 59V60H227ZM64 60V61H65ZM129 60H131V59H129ZM231 60H233V61H231ZM42 62V64H39V63H41ZM34 62V63H33ZM67 62L68 63H70V64H72V65H70V64H67ZM72 62V63H71ZM224 62V63H223ZM52 63V64H51ZM130 63V64H129ZM15 64V65H16ZM46 64V65H45ZM73 64H76L75 65V67H74V65ZM79 64V65H78ZM96 64V65H95ZM133 64V63H132ZM224 64V65H223ZM98 65V66H97ZM108 65H109V68H111V72H110V69L108 68ZM232 65H234V67H235V69H234V67H232ZM17 66V65H16ZM23 67V68H25V69H23V70H21V71H28L27 70V68L26 67ZM77 66V67H76ZM96 66V67H95ZM100 66L102 67V69L100 68ZM107 67V69H106V73H104L105 72V67ZM119 66V65H118ZM130 66H131V68H130ZM70 67H72L71 69H70ZM74 67V68H73ZM90 67V68H89ZM98 68L99 67V69L101 70H99V74L102 72L103 74H105L106 76V78H107V76L109 75L108 73L110 72V76H112L113 77V79L111 78V77H109L108 76V78L107 79H109L108 81H106L107 79L106 78H104L103 76L104 75H99L98 76V69L96 70V71H94L95 70V68ZM69 68V69H68ZM89 68V69H88ZM104 68V69H103ZM120 69V71H118L117 69ZM130 68V69H129ZM211 68H213V65L212 66H210V69ZM22 69V68H21ZM48 69V68H47ZM85 69H86V71H85ZM94 69V70H93ZM109 69V71L107 72V70ZM64 70V71H63ZM81 70V71H80ZM92 71V75L95 73V76L93 77L92 75V77L90 76V77H88L87 75H85L86 74V72L88 71ZM53 71H54V69H53ZM58 71V72H57ZM214 71V69L212 70L211 69V72H213ZM67 72V73H66ZM85 73V74H84ZM55 76H54V75ZM97 74V75H96ZM238 74V75H237ZM240 74V75H239ZM65 75H63V76H65ZM71 75V76H70ZM215 75V74H214ZM232 75V76H231ZM241 75H243V77H241ZM246 75V76H245ZM249 75V76H248ZM76 76L77 77H79L78 79L80 80H78L77 78H76ZM204 76V75H203ZM246 78H245V77ZM50 77V78H51ZM54 77V78H53ZM86 77H87V79H86ZM98 77V80H97V82L99 81L100 83H101V86H100V83H97L95 80H93L94 78H97ZM102 77V78H101ZM211 77V78H210ZM239 77H241V78H239ZM249 79H251V81L250 80H248V78ZM59 79V80H56V79ZM75 80H78L79 81V83L78 84H76L78 81H75ZM210 78V79H209ZM253 78V79H252ZM50 80V82H48V83H46V82H44L45 84H46V86L50 83V85H48L49 87L51 86V85H54L55 84V82H54V84H53V80ZM91 80V82H89L90 80ZM99 79H102V81H100ZM106 79V80H105ZM240 79H241V81H240ZM244 79V80H243ZM75 81L76 83H75V85L73 86V81ZM170 80V82L168 83V85H169V87H170V89H172L173 87H174V85L175 84H178L177 85V87H179V89H177V87H176V85H175V87H176V89L175 90H177L176 92L175 91H173V89L171 90L172 92H174L173 94H174V96L176 97H178L179 98V100L181 99V95H179L178 96V93H179V91L181 92V93H184V91L183 90H185L184 89V85H182L183 83H182V81H181V79H176V80H172V79H169ZM211 80V81H210ZM239 80V81H238ZM248 80V81H247ZM72 81V83H71V85H70V82ZM92 81H95L94 82V84L95 85H92L91 86V83L93 84V82ZM174 81V82H173ZM177 83H176V82ZM215 81V82H214ZM251 82V85L253 86L254 84L252 83V82H255V85L253 86V87H251V88H249L250 86H249V84H248V82ZM62 82V83H61ZM90 84H89V83ZM171 82H173V84L174 85H172V83ZM208 82V83H207ZM210 82H211V84H210ZM244 82V83H243ZM249 82V83H250ZM259 82V83H258ZM63 83L64 84H66V86L65 85H63ZM88 83V84H87ZM205 83H203L204 85H206ZM212 83H213V85H212ZM223 82L221 81V84H222ZM239 83V84H238ZM241 83V84H240ZM82 85V87L79 89V90H77L76 88H75V86L76 85ZM83 84L84 85H86L87 84V86H83ZM170 84H171V86H170ZM181 84V85H180ZM220 84V85H221ZM234 84V85H233ZM235 84H236V86H235ZM243 84H246V85H243ZM258 84V86H256ZM262 84V83H261ZM44 85V84H43ZM56 85V84H55ZM80 85V86H81ZM97 85V86H96ZM238 85V86H237ZM45 86V85H44ZM45 86V87H46ZM47 86V87H48ZM90 86L92 87V88H90ZM98 86H100L99 88H101V89H103V90H99L98 91V89L99 88H97ZM102 86L104 87V88H102ZM232 86H234V87H232ZM46 87V88H47ZM86 87H89V88H86ZM97 89H96V88ZM172 87V88H171ZM174 87V88H175ZM212 87V88H211ZM215 87V88H214ZM228 87V88H227ZM73 88V89H72ZM84 88V89H83ZM183 88V89H182ZM211 88V89H210ZM215 90H214V89ZM229 88H234V89H229ZM236 88V89H235ZM253 88V89H252ZM74 89H76V91L74 90ZM86 89V90H85ZM92 89H94V90H92ZM70 90L71 91H75L76 93H75V95L76 96H78V98L77 97H75L74 96V93L73 92H70ZM91 90V91H90ZM95 90H97V92H95ZM119 90V89H118ZM212 90V91H211ZM226 90V91H225ZM236 90V91H235ZM247 90H248V93H249V96L246 94V92H247ZM251 90V91H250ZM221 91V92H220ZM227 91L229 92V93H227ZM234 91V92H233ZM243 93H242V92ZM250 91V92H249ZM80 92V93H79ZM87 92V91H86ZM207 92V91H206ZM220 92V93H219ZM226 92V93H225ZM231 92V93H230ZM245 92V93H244ZM71 93H73V96L75 97V98H77V99H79V100H77L76 102H75V98L72 96V94ZM88 92L86 93V94H89ZM97 93H99L98 95H96ZM168 93H171L170 92V90L168 91ZM215 93H217V94H215ZM237 93V94H236ZM240 93H242V94H244L245 96L247 95L248 97H245L244 95H242V94H240ZM264 93V90H263V92L262 93H260L261 95ZM68 94H69V96H68ZM172 94V93H171ZM173 94L171 95V97L169 96L168 97V101H169V107H170V111H171V108L173 109H175V110H172L173 112L171 113L173 116H176V114H179L178 112H179V109L181 108L179 105H180V102H181V100L179 101V100H177L178 98H175V97H173ZM180 94V93H179ZM225 94V95H224ZM66 95V96H65ZM80 95V96H81ZM91 95V94H90ZM91 95V96H92ZM97 96V98H95L96 96ZM216 95V96H215ZM224 95V96H223ZM264 95V94H263ZM262 95V96H263ZM210 97L211 98V100H212V102L213 103H209L208 102V99H207V97ZM215 96V97H214ZM221 96V97H220ZM261 96V97H262ZM59 97H60V99H59ZM67 97V98H66ZM218 97V98H217ZM27 98V99H26ZM72 98L74 99V102H72L71 104H70V100H72ZM216 98V99H215ZM220 98V99H219ZM238 98V99H237ZM263 98L264 97H262L261 99H262V101H264L263 100ZM67 100V102L65 101V100ZM70 99V100H69ZM82 99V100H83ZM176 99V100H175ZM218 99V100H217ZM237 99V100H236ZM239 99H241V101L239 100ZM250 101H249V100ZM35 100H37V102L35 101ZM65 101V103H63L64 104V106H62V104H60L61 102H64ZM220 100V101H219ZM22 101V102H21ZM73 101V100H72ZM216 101V102H215ZM222 101V102H221ZM244 101H247V104H244V103H246V102H244ZM31 102H35V104L33 103V104H31ZM45 102V101H44ZM78 102V105L76 104ZM84 102V103H83ZM232 102V103H231ZM21 103V104H20ZM25 104L26 105V107L23 105V104ZM68 103V104H67ZM77 105V106H75V104ZM86 103V105L83 107V105ZM88 103V104H87ZM39 105V107L38 108H35V107H33L34 105L37 107L38 105ZM43 104H44V106H43ZM69 104L72 106V108H71V106L69 107ZM198 104H200V106H198ZM33 105V106H32ZM74 105V106H73ZM175 105V106H174ZM224 105H225V107H224ZM240 105V106H239ZM245 105H247L250 109H247L246 107H245ZM24 106V107H23ZM32 106V107H31ZM68 106V107H67ZM243 106V107H242ZM30 107H31V109H30ZM43 108L42 110H44V108H45V114H43V118L44 117H46V116H48L49 118H53L54 116L56 117V118H54V119H51V123L49 122L50 121V119H49V124H53V125H55V126H58V123H57V121L58 120H56V119H61V122L65 125L66 124V126H64L63 124H62V126H61V123H60V126L61 127H59L58 126V128L56 129V131L58 130V129H63L64 131H66V132H64L63 130H61V131H63V132H61V131H57L59 134H60V136L58 135V137H56L57 136V132L55 131V127L53 126V125H49L48 124V122L46 123H43V121L42 120H44V119H46V120H48V117H46V118H42V117H39L40 119H39V123H38V121H36L35 123H34V121L37 119L38 120V117H36V116H34V117H32L33 118V120H30V119H32V118H30L31 116H28V114L30 115V113H33V114H31L32 116L33 115H37L36 113H38V115H40V116H42V113H41V109L40 108ZM75 107V108H74ZM29 108V109H28ZM33 108V109H32ZM70 108H71V110H73V108H74V110L73 111H71L70 110ZM200 108H201V110H200ZM27 110L28 111V114H26L27 112H25V114L27 115V116H25L24 115V110ZM40 112V114H39V112L37 111V110ZM239 109V110H238ZM34 110H36L35 112H34ZM48 110V112L49 111H51V112H49V114L46 112ZM68 110H70V112H71V114H70V112L68 111ZM225 110V111H224ZM247 111V112H244V111ZM249 110H251V114L249 115V117L247 116L250 112H249ZM31 111V112H30ZM33 111V112H32ZM64 111H66V112H64ZM75 111V112H74ZM113 111H114V113H113ZM174 111L175 112H177V113H174ZM209 111V110H208ZM43 112V111H42ZM68 112V113H67ZM74 112V113H73ZM83 112H84V114H83ZM238 112V113H237ZM256 112V113H257ZM35 113V114H34ZM91 113V114H90ZM92 113H94V114H92ZM97 113H99L100 115L103 113H105L104 114V116H103V114H102V116H100V115H98ZM210 113V112H209ZM253 113V114H252ZM83 114V115H82ZM118 114V113H117ZM216 114V113H215ZM215 114H213L212 112H211V114H210V118L211 119H217V116H215V118H214V115ZM240 114V115H239ZM37 115V116H38ZM59 115V116H58ZM84 118V119H82V117ZM242 115H244V117L242 116ZM255 117H254V116ZM28 119V123L27 122H24V118L25 117ZM65 116V117H64ZM68 116H70V118L68 117ZM212 116H213V118H212ZM234 116H236V117H234ZM263 116V117H262ZM22 117V118H21ZM92 117V118H91ZM100 117V118H99ZM114 117V118H113ZM177 117V116H176ZM66 118V119H65ZM113 118V119H112ZM242 120H241V119ZM248 120H247V119ZM254 119L253 121L251 120L250 122H249V120L250 119ZM256 118H258V119H256ZM259 118H260V120H259ZM26 119V120H27ZM63 119V120H62ZM95 119H98V120H95ZM238 119V120H237ZM25 120V121H26ZM54 120H55V122H54ZM71 120V121H72ZM241 120V121H240ZM256 120H258V122L256 121ZM262 120V121H261ZM41 121V122H40ZM64 121V122H63ZM97 121H99V122H97ZM101 121V122H100ZM210 121H212V120H210ZM216 121V125H214L215 123H214V121H212V122H210L209 124H205L206 126V128L205 129H207V127H208V130H207V132H209L210 130H209V128L211 127V130H212V132H211V134H213V132H217L218 131V129L220 128V126H218V122H220V120L217 122V120H215ZM254 121L256 122V123H254ZM55 124H54V123ZM93 122V123H94ZM72 123V122H71ZM112 122H110V124H109V122H108V124H107V122L105 123V124H103L100 128H102V127H110V126H112L111 124H113ZM248 123H249V125H248ZM251 123V124H250ZM239 124V125H238ZM255 124H257V125H255ZM261 124L263 125V126H261ZM47 125V126H46ZM69 125H71L70 123H69ZM107 125V126H106ZM108 125H110V126H108ZM178 125V124H177ZM212 125V126H211ZM214 125V126H213ZM243 125H245L244 127H243ZM248 125V126H247ZM16 126V127H15ZM72 126L73 125H71V128H72ZM240 126V127H239ZM20 127V128H19ZM41 127H42V130L41 131H46L47 132V127H48V129H49V133H46V132H44L43 131V133H45V135H43L42 133H41V131H40V133L37 135L36 134V130H37V132L39 131V129H41ZM65 127H67V128H65ZM39 128V129H38ZM111 128V127H110ZM216 128H217V130H216ZM32 129V130H31ZM68 129V130H67ZM253 129V130H252ZM54 131V132H53ZM241 131V132H240ZM242 131H244V133L242 134ZM51 132V133H50ZM52 132H53V134H56V135H54V136H52L53 134H52ZM199 132V131H198ZM215 132V133H216ZM205 131L203 132V136H202V139L206 142V144H205V146H207L208 144H209V142H210V138H209V136L211 137V135H209L210 133H207L206 135H208V136H206L205 135ZM248 133V134H247ZM47 134H50V135H47ZM42 136H44V137H42ZM47 136V137H46ZM238 136V137H237ZM40 137V138H39ZM54 137V138H53ZM245 137V138H244ZM246 137H247V139H246ZM52 138V139H51ZM55 138H57V139H55ZM243 140V142H246L247 143V141H248V146H247V144H243L242 143V141L240 142L239 140ZM46 140V141H45ZM207 140V141H206ZM245 140V141H244ZM247 140V141H246ZM54 141H55V143H57V146H56V144H54ZM204 141H202L203 143L202 144H204ZM239 141V142H238ZM37 144H39L40 145V141L39 142H37V141H35ZM44 142H42L43 144H41L42 146L44 145H48V144H45ZM50 142H51V144H50ZM243 144L244 146H245V148H248L247 150L248 151H246L245 149H240L241 147H244L242 144V146L241 145H239V144ZM250 144L253 146V149H255L253 152L251 151V150H253V149H251V147L252 146H250ZM262 144V145H261ZM257 145V146H256ZM204 146V147H205ZM235 146V147H234ZM241 146V147H240ZM250 146V147H249ZM0 147H1V144H0ZM118 147H120V146H118ZM122 148L124 147V146H121ZM240 147V148H239ZM256 147V148H255ZM202 148V147H201ZM232 148H234L236 151H235V154H234V156H232L233 154L231 153V151L233 152V150H232ZM250 148V149H249ZM260 148H262L261 150H260ZM120 149V151H122V155L124 154V152H125V147H124V152H123V150L121 149V148H119ZM225 149V150H224ZM260 151H259V150ZM5 150V147L4 146H2L1 147V151H4ZM69 150V149H68ZM257 151V152H256ZM258 151H259V153H261V154H257L258 153ZM255 152V153H254ZM263 152V153H262ZM222 153H223V155H224V153H225V158H224V156L222 155ZM232 155H231V154ZM234 153V152H233ZM240 153V154H239ZM119 154H120V156L122 157V155H121V152H119ZM236 154H239L240 155V157L242 158V159H244V157H245V162L242 160L241 161V159L239 158V155L236 157ZM241 154L244 156V157H242L241 156ZM256 156L257 157V159L258 158H260L261 160H263V162L261 163V165L259 166V164H260V162H261V160H259L258 159V161H255L253 164L248 160V158L249 157H251V156ZM258 155V156H257ZM98 156V155H97ZM97 156H95V158H96V160H97V163H99V164H97V163H95L96 162V160H94V162L93 163H95V164H97V165H99V166H97V165H94L93 163V165L95 166V168L92 166V164L90 163V166H89V168L87 169V168H81L82 169V172L83 173H81L80 175H82L83 177L85 176L84 174L86 173V176H88V177H84L83 179L84 180H81V183H80V185H82V190H81V188H80V191L81 192H79L80 193V198L81 199H83V200H85V201H87V200H90V199H92V197L90 198V195L91 196H93L94 195V198L93 199H95V201H96V204H92L91 203V205L93 206H91L90 205V208L92 209L93 208V212L95 213V211H96V213H98L99 211L97 210V209H100L101 210V212H103L104 213V209H105V203H106V201H104L100 196L101 195H99V194H101L100 192H101V183H102V180L104 179V177L107 175V173H106V169L104 170V168H106L105 166H106V164L105 165H103L104 163V161H102V159H103V157L104 156H102V155H99L98 157ZM124 156V155H123ZM223 156V157H222ZM236 157V158H235ZM161 159V161H163L162 160V157H160ZM99 159H101V160H99ZM122 159V158H121ZM123 159H125L124 157H123ZM158 159H159V157H158ZM193 160H194V158H192ZM189 160V166H192L193 167V169L195 168V165L199 162V160H198V158L197 157H195V159L196 160ZM220 159H219V161H220ZM240 159V160H239ZM66 160L67 161H69L68 160V158H66V159H64V162H66ZM198 160V161H197ZM233 162H232V161ZM101 161V162H100ZM126 162H124V161H122L121 163L123 164L124 163V166L125 167H127L126 168V171L128 170V168L130 169L129 171H127V174H126V178H128V181H127V184H128V186H129V184L131 183V179L133 180V175H131V171L133 170V172L135 171V173H134V176H135V174H136V176H135V181L133 180V182L131 183V186H133L134 187V185H135V183L136 182H138L139 183V185H135V188H137L138 190L137 191H139V193H140V191H141V193L143 192V190H145V191H149L150 190V188H151V186H149V187H147L148 186V184H151V179H152V169L154 168V165H152V163L153 164H156V166L155 167H157V164L159 165V164H161L162 162H159L158 160L156 161V162H159V163H154V162H149L150 164H151V167L153 166V168H151L150 167V164L147 162V163H142L143 165H144V167H145V165H146V167L145 168H143L142 167V164L141 163H139V162H136V165L134 166V164H135V161H134V163H133V167L132 166H129L131 163L129 162V161H127V160H125ZM190 161L192 162V163H190ZM196 161V162H195ZM241 161V162H240ZM246 161H248V163H250V164H252V165H248V163L246 162ZM63 162V163H64ZM229 162H232V165H229ZM69 163V162H68ZM102 165H101V164ZM130 163V164H129ZM247 163V164H246ZM256 163H257V165H256ZM126 164H127V166H126ZM192 164V165H191ZM231 164V163H230ZM263 164V165H262ZM100 165H101V167H100ZM148 165H149V169L147 168L148 167ZM188 165V164H187ZM229 167H228V166ZM237 165V166H236ZM254 166H257V167H255L254 168ZM262 166H263V168H262ZM84 167V166H83ZM98 167H100V169L101 168H103L102 169V171L98 168ZM188 167V166H187ZM192 167H189L190 168V170H191V168ZM237 167V168H236ZM90 168H91V170H90ZM98 168V169H97ZM229 169V171H227L228 169ZM231 168H232V170H231ZM237 170H236V169ZM258 168V169H257ZM96 169V171H97V175H96V173H95V170ZM142 169V171H140ZM144 169H145V171H144ZM152 171H151V170ZM192 169V170H193ZM235 169V170H234ZM104 170V171H103ZM191 170V171H192ZM259 170V171H258ZM261 170H262V172H261ZM99 171L102 173H100L101 174V176H100V174H99ZM147 171H149L150 172V176L149 177H146V175H147ZM191 171H190V173H186L185 174V172L183 173V172H176V173H179V174H175V173H173L172 175H171V177L169 178V180L170 181H172V183L171 184H168L167 186V189H169L170 187H171V191L173 192H171L172 194H171V196H173L174 198V200L176 199V205H178L177 207L179 208V206H181V207H183V208H185L186 206H183V205H185V204H187V202L186 203H184L186 200H187V196H189V195H191V194H194V192L195 191H193L192 192V190H193V188L192 187H194L198 182H199V180H197V179H199L198 178V176L196 177L195 175L193 176V174L191 173ZM227 173H226V172ZM256 173H255V172ZM95 173L94 175H92L93 173ZM103 172H105V174H103ZM130 172V173H129ZM136 172H138V173H136ZM141 172V173H140ZM148 172V173H149ZM193 172V171H192ZM229 172V173H228ZM236 172V173H235ZM183 173V174H182ZM234 173L236 174V175H234ZM88 174V175H87ZM99 174V175H98ZM133 174V173H132ZM140 174V175H139ZM195 174V173H194ZM261 174H262V176H261ZM102 175H104V177H102ZM131 176V178H129L130 176ZM181 175V176H180ZM95 176H97V177H95ZM129 176V177H128ZM259 176H261V177H263V178H261V177H259ZM98 177H102V178H98ZM146 178V181H143V180H145V179H143L142 180V178ZM256 177V178H255ZM91 178H93V179H91ZM258 178V179H257ZM196 179V180H195ZM127 180V179H126ZM85 181V182H84ZM118 181H120V178L118 179ZM142 181V182H141ZM150 181V182H149ZM198 181V182H197ZM232 181V180H231ZM82 182L84 183V184H82ZM97 182V183H96ZM145 182V183H144ZM197 182V183H196ZM89 183V184H88ZM99 183V184H98ZM137 183V184H138ZM148 183V184H147ZM121 184L122 185H125L126 184V182H125V184H123L122 182H121ZM127 184H126V186H127ZM141 185V186H140ZM147 185V186H146ZM172 185V186H171ZM139 186V187H138ZM144 186V187H143ZM146 186V187H145ZM101 189H100V188ZM240 187V188H239ZM99 188V189H98ZM139 188H140V190H139ZM86 189H88V190H86ZM173 189V190H172ZM208 189V188H207ZM96 190V191H95ZM99 190H100V192H99ZM191 190V191H190ZM209 190H210V188H209ZM208 190V191H209ZM89 191V192H88ZM98 191V192H97ZM144 191V194L142 193H140V196H143V195H145V192ZM207 191V192H208ZM91 192H93V193H95V194H93V193H91ZM207 192H205V194L207 193ZM67 193L68 192H66V193H62V195H60L59 197H60V199H61V201L62 202H64L65 200L63 199L64 198V196H63V194L65 195V196H67V198H68V195H69V193H68V195H67ZM86 193V194H85ZM97 193H98V195H97ZM209 193V192H208ZM84 194V195H83ZM93 194V195H92ZM81 195H82V197H81ZM208 195H210V193L209 194H207V196L206 195H204L206 198H204V196H203V199H207L208 200V198L210 197V196H208ZM225 195V196H224ZM84 196H86V197H84ZM180 198H179V197ZM70 198L69 199H71V196H69ZM84 197V198H83ZM186 197V199L183 201V199ZM66 198V197H65ZM88 198V199H87ZM100 198V199H99ZM99 199V200H98ZM178 199V200H177ZM180 199V200H179ZM64 200V201H63ZM67 200V199H66ZM102 200V201H101ZM108 200V199H107ZM111 200L112 199H110V201H108V203H107V206L109 207V206H111V209H113V210H117L118 209V203H115L117 206H115V204H114V200H112V203H110L109 204V202H111ZM94 201V202H95ZM104 202V203H103ZM175 202H174V204H175ZM180 202V205L178 204ZM183 204H182V203ZM239 204H238V203ZM99 203V204H98ZM102 204V205H101ZM237 205V206H236ZM112 206H114L115 208H117V209H114V207H112ZM175 206V205H174ZM219 206V207H220ZM176 207V206H175ZM177 208V209H178ZM182 208V209H183ZM237 208V209H236ZM213 208H211V210H212ZM220 209V208H219ZM247 209L248 210H250V214L253 216V217H257V218H253V217H249L251 220H253L254 219V221L256 220V222L255 223H257L258 222V220H259V222L257 223V224H255V225H252V224H254L253 223V221H250V222H252V223H250L248 220L249 219H246V218H248V216L250 215L249 213V215L247 214V212H249V211H247ZM95 210V211H94ZM178 210H181V209H178ZM208 210V211H207ZM214 210V209H213ZM92 211V210H91ZM217 211V210H216ZM220 211H217V212H220ZM236 211V212H235ZM247 211V212H246ZM101 212H99V213H101ZM202 212V213H201ZM207 212V213H206ZM226 212V213H225ZM227 212H228V214H227ZM235 213V214H234ZM236 213H238V214H236ZM248 215H246V214ZM102 214V213H101ZM226 214H227V216H226ZM196 215H197V219H198V221H197V219H196ZM222 215L226 218H224L223 219V217H222ZM232 215V216H231ZM235 215V216H234ZM261 215V216H260ZM231 216V217H230ZM205 217H206V219L207 220H205ZM230 217V218H229ZM235 217V218H234ZM237 217H238V224L236 223L237 221H236V219H237ZM243 217V218H242ZM200 218V219H199ZM229 218V219H228ZM242 218V221H240V219ZM232 219V220H231ZM234 219V220H233ZM194 220V221H193ZM204 221L205 222V224H202L203 222L202 221ZM224 220V221H223ZM226 221V222H225ZM234 221H236L235 223H234ZM225 222V223H224ZM263 224L262 226L260 225L261 223ZM198 223H201V226H200V224L198 225ZM210 223V224H209ZM212 223V224H211ZM231 223V224H230ZM260 223V224H259ZM214 224V225H213ZM216 224L218 225L217 227V229H215L216 228ZM226 224V225H225ZM234 224H237V229H236V232L238 233V236H237V238H236V243H235V241H234V237H236V232H235V234H233L234 232H233V230H234V227H235V225ZM188 225H189V227H188ZM210 225H212L211 227H209ZM225 227H223V226ZM229 225H231V226H229ZM256 225H260V227H263L262 229L261 228H259V226H256ZM192 226V227H191ZM199 226V227H198ZM213 226H214V228H213ZM198 228L199 230H200V232L199 233H202V236L200 235V236H198L197 234H199V233H197L193 228ZM206 227V228H205ZM189 228H191V229H189ZM202 228H205L204 229V231H206V232H203V231H201L202 230ZM209 228V229H208ZM213 228V229H212ZM226 228H228V229H226ZM230 228H233V229H230ZM248 228V229H247ZM197 229V230H198ZM212 229V232H215L216 230H217V234H214L213 233V235L215 236V237H217V238H215L213 235H211L212 234V232L210 231ZM230 229V230H229ZM190 230H193L192 232H190ZM215 230V231H214ZM228 230H229V232H228ZM249 230H253V232L252 233H247V232H250ZM255 230V231H254ZM262 230V231H261ZM145 231H147V230H145ZM145 231H143L144 233H146ZM194 231H195V234L196 235H194ZM210 231V232H209ZM223 231H227V233L225 232H223ZM235 231V230H234ZM241 231V232H240ZM148 232V231H147ZM208 232H209V234L211 235V238L213 237V238H215V240L214 241H216V242H213L212 244H211V246L212 245H216L217 246V242H219L220 244H221V242H220V240L222 239V238H224V237H226L227 238V234H228V237L230 236V238H228L227 239V242H226V240H225V242L227 243V244H221L222 245V248H221V246L219 245V250H218V248H216V246H215V249H213V247H209V251H210V249H212V251H214V254H213V252L212 253H208L207 252V249L208 248H206L207 246H210V244L209 245H206V242L208 241V239H211V238H209L210 237V235L208 234ZM231 232H232V234L233 235H235V236H233V235H231ZM255 232H256V234H255ZM185 233V234H186ZM192 233V234H191ZM205 233V234H204ZM224 233V234H223ZM147 234V233H146ZM146 234H144L143 235V233H142V237H148V235L146 236ZM230 234V235H229ZM254 236V235H256L255 236V239L257 240L258 239V241H256L255 239H254V237L252 236V235ZM204 235V236H203ZM224 236V237H222V236ZM226 235V236H225ZM187 240L186 242L187 243H183V242H185V240H182V241H179V240H181L183 237ZM192 236V237H191ZM197 236V237H196ZM231 236H233V241L234 242H231L229 239H232V237ZM199 237H203V241L205 242H203ZM245 237V238H244ZM178 238H180L179 240H178ZM183 238V239H184ZM192 238V239H191ZM248 239V240H247ZM194 240V241H193ZM195 240H198V241H196L195 242ZM199 240H201V242H199ZM223 241H224V239H222ZM230 241V242H229ZM245 241L246 242H250L249 244H245ZM181 242V243H180ZM189 242V243H188ZM193 244H192V243ZM200 243V245L202 246V243L204 244L203 246H205L204 247V252H202V249H203V247L201 248L200 246H198L199 244L198 243ZM260 242H261V244H260ZM176 243H178V245H181V246H179V247H177V248H179L180 250L179 251H177V250H175L176 248V246L175 245H177ZM192 245H191V244ZM218 243V244H219ZM263 243V244H262ZM183 244H184V246H183ZM186 244H188V245H186ZM198 244V245H197ZM253 244H254V246H253ZM259 244H260V246H262V247H259ZM177 245V246H178ZM185 245L187 246V249L189 248L190 250H191V247H188L189 245H191L192 246V249L193 250H196V251H191V253H190V250L188 251V250H186V248H185ZM193 245H195L196 246V248L194 249L193 248ZM240 245V246H239ZM248 247V248H250V250L246 247V246ZM248 245H250V247L248 246ZM173 246H175L174 248H173ZM228 246L230 247V248H228ZM218 247V246H217ZM224 247V248H223ZM238 247V255H236V248ZM254 247V248H253ZM182 248V249H181ZM198 248H200V250L198 251L197 249ZM230 249L231 251H233V253H234V255H232L231 254V252L228 250V251H226L227 249ZM235 248V249H234ZM251 248H253V249H251ZM173 249H174V251H176V252H179L178 254L179 255H181V256H177L175 253H173L174 251H173ZM221 249H226L225 251H226V253H224L223 255H222V250ZM234 249V250H233ZM170 250H172L171 252H172V255L170 254ZM181 250H184V251H181ZM186 250V251H185ZM206 250V251H205ZM217 250V251H216ZM220 250H221V252H220ZM249 250V251H248ZM181 251V252H180ZM197 251H198V253H197ZM219 251V252H218ZM144 252H146V253H144ZM185 252H186V254H185ZM189 252V253H188ZM201 252V253H200ZM230 253V254H228V255H230L231 257H232V262H231V258H230V256H228L227 255V253ZM243 252H245V253H243ZM144 253V254H143ZM181 253V254H180ZM196 253V254H195ZM260 253V254H259ZM146 254V255H145ZM163 254V253H162ZM168 254H170L171 255V258L170 259H172V256L175 254V256H177V257H182V258H178V260L176 259V258H174L175 256H173V258H174V260H171V261H168V260H170V259H168L169 257H170V255H168ZM200 254V255H199ZM213 254V255H212ZM258 254V255H257ZM197 255V256H196ZM199 255V256H198ZM225 255V257L229 260V258H230V260L228 261V260H226V258L225 257H223ZM244 255H245V258H246V256H248L246 259L248 260V259H250V260H248V263H247V261L245 260V258H244ZM262 255V256H261ZM141 256V257H140ZM145 256V257H144ZM160 256H161V258H160ZM169 256V257H168ZM215 256V257H214ZM221 257L222 259H220L219 257ZM168 257V258H167ZM229 257V258H228ZM162 258H163V260H162ZM201 258V257H200ZM208 258H210V261H209V259ZM211 258H214L213 259V261H212V259ZM238 258H239V260H238ZM242 258V259H241ZM147 259H150V260H147ZM155 259V260H154ZM166 259H168L167 261H165ZM199 259V258H198ZM198 259H196V260H198ZM207 259H208V261H207ZM220 259V260H219ZM234 259V260H233ZM235 259H237V261L236 262H234L233 263V261H235ZM257 259H259V260H257ZM261 259H262V263L261 262H258V261H261ZM177 260V261H176ZM196 260H193L194 261V263L196 264L197 262H199V261H197L196 262ZM207 262H206V261ZM240 260L242 261L241 263H239L240 262ZM147 261V262H146ZM149 261V262H148ZM151 261V262H150ZM155 261V262H154ZM200 262H201V260H200ZM201 262V263H202ZM223 262V263H222ZM226 262V263H225ZM230 262V263H229ZM251 262V263H250ZM200 263V264H201ZM198 264V263H197Z\"/></svg>", "mask_w": 264, "mask_h": 264}]
</instances>
